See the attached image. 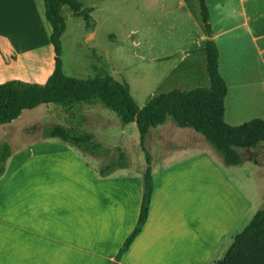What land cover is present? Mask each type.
I'll use <instances>...</instances> for the list:
<instances>
[{
	"label": "crops",
	"instance_id": "1",
	"mask_svg": "<svg viewBox=\"0 0 264 264\" xmlns=\"http://www.w3.org/2000/svg\"><path fill=\"white\" fill-rule=\"evenodd\" d=\"M175 1L180 7L189 8L187 0ZM42 8L37 0H0V40H14L15 31L20 28L28 29L25 35L27 40H35V30L40 33L38 17L43 12ZM92 8L94 26L87 38L91 41L96 40L99 28L94 19L96 9ZM101 10L106 11L104 7ZM212 16L210 13V22ZM202 25L198 45L194 46L193 43L186 49H178L173 58L165 53L152 59L153 63L158 64V87L168 86L172 88L171 91L177 90L200 77L205 80V86H210L208 70L205 74L207 60L203 51L208 37ZM219 52L221 72L220 47ZM260 52L264 55V48ZM224 79L228 87L227 99L235 84L230 86ZM253 80L259 81L256 85L259 89L249 91L252 93L246 91L249 95L243 99L244 104L264 100V75L254 77L250 74L245 78L246 82ZM242 86L239 85V93ZM79 121L78 130L67 129L88 135L95 141V136L83 128L89 121L86 118ZM55 139L38 138L26 147L16 151L12 149V155L6 162L5 173L0 179V264L115 262L119 249L137 224L144 192L141 176L147 167L146 160H142L140 168L133 165L102 176L97 158L62 141L63 144L54 142ZM160 139L157 140L161 143L165 137ZM101 145L114 150L111 145ZM209 145L206 141L203 145L195 144L193 139L186 145L169 144L166 155L170 157L175 154V149L198 148L203 154L200 165L222 173L223 183L213 177L217 202L215 212L210 213L206 208L201 211L199 208V212L194 214L186 207L179 209L172 205L174 180L192 169L190 164L178 166L162 161L159 169L163 175L155 187L148 220L117 264H134L129 259L143 261L157 256L167 259L166 264H216L225 256L235 238L258 211H252L250 197L246 194L244 198L243 191L233 186L227 174L242 163L228 166L220 156L209 157ZM115 148L126 154L122 148ZM234 199L236 204L228 205Z\"/></svg>",
	"mask_w": 264,
	"mask_h": 264
},
{
	"label": "rangeland",
	"instance_id": "2",
	"mask_svg": "<svg viewBox=\"0 0 264 264\" xmlns=\"http://www.w3.org/2000/svg\"><path fill=\"white\" fill-rule=\"evenodd\" d=\"M37 1L42 8L41 0ZM77 1L84 7L96 9L94 19L97 20L99 28L96 40H88L91 30L83 18L73 16L70 8H63L67 29L62 36V59L63 70L67 76L87 79L95 78L100 72H106L116 80L129 84L131 94L139 108L145 107L154 96L171 91L172 88L168 86L162 88L157 86L159 69L158 64L153 63L152 59L165 53L172 55L173 58L177 55L174 53H177L178 49H186L193 43L194 46L199 44L202 22L198 0H187L192 11L180 7L175 0ZM207 2L213 15L211 23L215 31V40L222 54L221 72L229 85L235 84V88L230 90L226 99L225 121L229 125L237 126L255 118L264 120V100L243 103L248 93L259 89L256 88L259 81L246 82L245 78L250 74L254 77L264 75V55L260 52V49L264 48V0H207ZM102 7L106 11L101 10ZM42 10V14H39L41 21L38 17L40 33L35 30L37 36L35 40H27L25 35L29 31L26 28L15 31L14 40L10 42L0 40V84L11 80L45 84L53 72L54 50L49 40L51 26L45 18L44 5ZM199 76H202V73H199ZM204 81L202 77L196 78L193 83L181 86L182 88L177 90L207 88ZM240 84L243 86L239 93ZM253 85L255 87H252ZM84 118L89 121L83 125L84 130L92 133L96 142L114 148L110 157L112 160L118 159L120 152L115 147H120L125 151L130 166L141 167L145 154L140 145L136 124L122 126L116 114L99 101L90 105H77L73 109L42 105L24 111L12 124L0 125V146L8 143L16 151L18 148L26 147L34 139L44 138L45 128L61 125L78 130L79 120ZM162 137L165 139L160 143L158 140ZM191 139L195 144L205 143L201 134L191 129H181L171 119L165 125L150 131L146 148L152 156L154 184L156 187L163 175L159 169L162 161L178 166L190 164L192 170L178 175L174 180L176 182L172 205L179 209L186 207L194 214L199 212V208L201 211L206 208L210 213H214L217 202L213 177L223 183L222 173L200 165L199 160L203 154H200L198 148L183 149L188 151L175 149V154L170 157L166 155L169 144L186 145ZM54 142L61 143L58 139ZM237 152L242 158V164L227 174L233 186L243 191L244 198L246 194L250 197L252 211L256 213L264 209V143L255 149H237ZM207 154L209 157L211 155L219 157L210 145ZM110 158L108 160L97 158L98 169ZM235 202H237L235 199L230 200L228 205H234ZM166 260L163 256L148 257L143 261L138 258L129 259L134 264H166Z\"/></svg>",
	"mask_w": 264,
	"mask_h": 264
},
{
	"label": "trees",
	"instance_id": "3",
	"mask_svg": "<svg viewBox=\"0 0 264 264\" xmlns=\"http://www.w3.org/2000/svg\"><path fill=\"white\" fill-rule=\"evenodd\" d=\"M45 18L51 26L50 43L54 50V69L45 84L6 81L0 84V125L7 126L18 120L27 110L42 105H57L73 109L99 101L116 114L122 126L135 123L140 135V145L145 154L147 167L143 176L144 192L137 224L119 249L115 261L120 262L134 240L142 232L150 212L155 184L152 174V156L146 148L150 131L172 120L181 129H191L204 140L228 166L242 163L237 149H255L264 143V120L256 118L238 126L225 121V100L228 87L220 72L219 47L214 39L210 11L206 0H198L201 20L208 40L203 48L206 53L209 87L192 90H172L152 98L139 108L128 83L120 82L106 72L95 78L78 79L63 71L62 36L66 31L63 8L68 7L75 17H82L88 28H93L92 7L85 8L77 0H42ZM44 138H56L95 158L108 160L112 150L103 147L88 135L77 134L61 125L45 128ZM119 150V149H118ZM12 155L8 143L0 146V179L5 173L6 162ZM124 153L117 160L102 165L99 172L107 176L119 168H128L130 163ZM216 264H264V209L258 211L247 227L235 238L225 256Z\"/></svg>",
	"mask_w": 264,
	"mask_h": 264
},
{
	"label": "water",
	"instance_id": "4",
	"mask_svg": "<svg viewBox=\"0 0 264 264\" xmlns=\"http://www.w3.org/2000/svg\"><path fill=\"white\" fill-rule=\"evenodd\" d=\"M118 262L117 261H115V262H113L112 264H117Z\"/></svg>",
	"mask_w": 264,
	"mask_h": 264
}]
</instances>
